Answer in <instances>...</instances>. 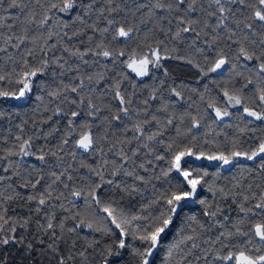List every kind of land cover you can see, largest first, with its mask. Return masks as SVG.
Returning <instances> with one entry per match:
<instances>
[{"label": "snow or ice", "instance_id": "snow-or-ice-1", "mask_svg": "<svg viewBox=\"0 0 264 264\" xmlns=\"http://www.w3.org/2000/svg\"><path fill=\"white\" fill-rule=\"evenodd\" d=\"M168 60L200 80L227 66L223 101L176 84ZM157 71L151 87L132 75ZM169 81L172 97L196 93L203 111L177 113ZM40 88L47 102L0 135V264H156L174 230L163 264H264V129L250 127L264 124V0H0V105ZM234 118L237 134L218 142L212 126ZM202 126L211 139L194 133ZM61 132L53 147L36 143ZM71 148L99 162L74 167ZM241 160L253 166L224 180L192 163ZM144 187L155 194L132 212ZM197 201L199 214L185 212Z\"/></svg>", "mask_w": 264, "mask_h": 264}, {"label": "trees", "instance_id": "trees-1", "mask_svg": "<svg viewBox=\"0 0 264 264\" xmlns=\"http://www.w3.org/2000/svg\"><path fill=\"white\" fill-rule=\"evenodd\" d=\"M165 67H167L169 71L172 73L173 77L175 78L176 84H179L181 81H183L185 84H188L191 88L198 89L201 92L204 91V86L207 85L208 92L205 95V100H207L209 96L213 98L220 97L221 102L223 101L222 92H220V90L215 85L225 84L230 79V76L232 74L230 70L227 69L226 66L225 70L218 71L216 73H211L204 80H200L197 74V70L191 65L185 64L182 61L168 60L165 62ZM108 68L111 70L113 68V65L109 63ZM100 70H101L100 68H97L95 66H92L88 69L89 72H96ZM115 71L117 72L121 71V66L117 65ZM240 71H244V68L240 67ZM132 75L133 78L136 79V83L138 84L139 88H143L144 85H148L149 87H151L153 84L158 83L159 80L164 79L162 73L159 71L154 72V74L151 77L144 78L142 83L139 81V79L134 77V74ZM168 86H175V85L172 83V81H169L168 84L165 86V90L163 93L166 98L165 102L173 104L175 106V110L177 111V113L191 112L193 115H195L197 109H199L201 112L203 111L205 104L199 100V96L196 93L186 92L185 99L183 101H178L177 98L172 97L171 94L167 91ZM99 91L101 93H104V87L101 86ZM146 94H147L146 91L142 93V95H146ZM39 96H45V102H47V96L45 95V90L43 88H40L36 90L35 94L31 96L27 101H9V102H5L3 105H0V108H2V110L5 113V115L0 116V135L2 136L9 135V130L11 131V134H15L16 126L19 125L22 120L28 119L34 111H36L41 107L40 102L37 100V97ZM112 102L115 103V101ZM159 104L160 101L158 100L153 103V107H159ZM233 111H239V109H235ZM211 115L214 116V113H212ZM208 122L209 123L211 122L210 119ZM237 122L238 121L234 118L233 120H225L224 122H219L217 125H213L212 127L215 129L216 140L220 143H223L225 136L229 138L235 136L237 133L234 125ZM61 124H63V121H61ZM174 124H176V126H180L178 122H174ZM228 125H232V126L229 127ZM241 126L243 125L241 124ZM250 127H255L257 129L255 135L259 136L261 135L260 130L264 129V124H261L260 122H253V124L250 125ZM26 131L30 132L31 131L30 127L26 129ZM113 131L119 133L121 129L115 128L113 129ZM193 131L201 139L204 138L211 139L213 136V131L207 127L202 126L200 129H194ZM205 133H207V136H205ZM61 135H63L62 132L59 135L48 137L47 139L41 138L40 140H37L36 143L37 145H47L48 147H53L55 146L56 143H58L59 137ZM165 135L169 137L175 135L174 128H170L165 133ZM242 139L246 140L247 137H242ZM70 151L74 153V157L73 159L69 160V163H72L74 167L77 166L82 161H86L88 163H98L100 159L99 153H92V152L86 153L83 150L75 149V148H71ZM104 158L111 160L114 158V156L112 153L106 152ZM28 163L38 164V162L35 161L34 159H30ZM192 163L193 166L204 167L211 173H219L221 180L240 175L243 168L245 167L250 168L253 166V163L247 160L238 161L236 166H227V167H219L217 165H212L208 161L205 162L195 161ZM161 167H163V164H161ZM80 174L89 175V178L94 179V177H91L90 174L86 173V170H82ZM244 175H247V173H244ZM155 184H156V191H163L164 188L167 186L164 184L163 180L156 181ZM154 194L155 192L153 188L144 187L142 193L133 198L131 211L136 212L139 206L151 200ZM204 195H209V194L205 191ZM74 206L77 210L84 209L83 199L81 198L77 200ZM200 207L201 206L199 205L198 201L190 202L189 208L185 209V212H187L188 214H199ZM97 215L100 216L101 218L103 217V213L100 212L99 210H97ZM179 226H180V222L178 221L177 228ZM89 231L90 230H85V234H87ZM92 236H95L96 239H100V235L98 233H93L92 235L89 236V238L91 239ZM176 239H177V233L174 230L173 232L169 233V235L165 238L163 242V246L161 247L160 252L156 257V264H163V258L166 256V249Z\"/></svg>", "mask_w": 264, "mask_h": 264}, {"label": "water", "instance_id": "water-1", "mask_svg": "<svg viewBox=\"0 0 264 264\" xmlns=\"http://www.w3.org/2000/svg\"><path fill=\"white\" fill-rule=\"evenodd\" d=\"M198 162H205V161H198ZM224 167H227V166H224Z\"/></svg>", "mask_w": 264, "mask_h": 264}]
</instances>
